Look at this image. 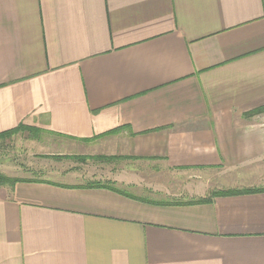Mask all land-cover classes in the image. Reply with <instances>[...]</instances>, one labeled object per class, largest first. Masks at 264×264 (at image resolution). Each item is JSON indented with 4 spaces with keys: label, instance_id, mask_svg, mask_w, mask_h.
Returning <instances> with one entry per match:
<instances>
[{
    "label": "crops",
    "instance_id": "crops-1",
    "mask_svg": "<svg viewBox=\"0 0 264 264\" xmlns=\"http://www.w3.org/2000/svg\"><path fill=\"white\" fill-rule=\"evenodd\" d=\"M263 106L264 0H0V264H264Z\"/></svg>",
    "mask_w": 264,
    "mask_h": 264
},
{
    "label": "rangeland",
    "instance_id": "rangeland-1",
    "mask_svg": "<svg viewBox=\"0 0 264 264\" xmlns=\"http://www.w3.org/2000/svg\"><path fill=\"white\" fill-rule=\"evenodd\" d=\"M259 113L263 112L261 111ZM33 141H35V139L27 137L26 134L16 133L7 139H0V174L4 176L22 175L24 173L23 168H26L27 162L33 159V155L36 153V150L31 148V143ZM99 164L102 163H97V165ZM95 165L94 162L90 161L83 163V166H87L88 169L93 168ZM108 165L111 166V163H108ZM118 165L119 162L114 163L115 167ZM194 181L195 180L190 183H196Z\"/></svg>",
    "mask_w": 264,
    "mask_h": 264
},
{
    "label": "trees",
    "instance_id": "trees-1",
    "mask_svg": "<svg viewBox=\"0 0 264 264\" xmlns=\"http://www.w3.org/2000/svg\"><path fill=\"white\" fill-rule=\"evenodd\" d=\"M261 111H264V106L263 107H259L258 109H256L255 111H252V113H259ZM18 129H14L11 131H7L4 133H0V139H7L9 137H11L14 133L17 132ZM16 181V179H12L9 178L7 176H4L2 174H0V185H5V184H13ZM260 191V189H245L242 191L239 190H227V191H221L216 193L215 195H222V196H226V195H234V194H242V193H253V192H257ZM207 200L205 199H201V201H205Z\"/></svg>",
    "mask_w": 264,
    "mask_h": 264
}]
</instances>
